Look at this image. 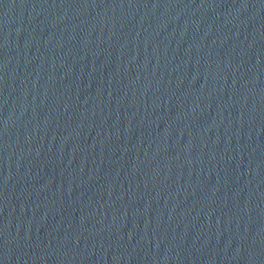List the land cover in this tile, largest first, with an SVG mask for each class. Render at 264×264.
Instances as JSON below:
<instances>
[{
  "label": "water",
  "instance_id": "95a60500",
  "mask_svg": "<svg viewBox=\"0 0 264 264\" xmlns=\"http://www.w3.org/2000/svg\"><path fill=\"white\" fill-rule=\"evenodd\" d=\"M0 264H264V0H0Z\"/></svg>",
  "mask_w": 264,
  "mask_h": 264
}]
</instances>
